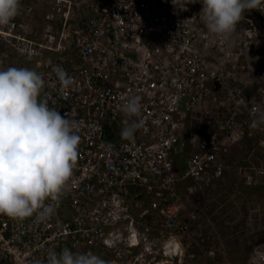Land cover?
Wrapping results in <instances>:
<instances>
[{"label": "built area", "instance_id": "obj_1", "mask_svg": "<svg viewBox=\"0 0 264 264\" xmlns=\"http://www.w3.org/2000/svg\"><path fill=\"white\" fill-rule=\"evenodd\" d=\"M21 3L0 26V63L33 65L44 80L41 98L77 123L81 141L50 218L0 214V264H46L49 250L65 247L108 264H194L199 213L186 210L185 198L224 178L247 139L264 148V126L250 127L264 112V87L242 77L254 70L248 58L264 50L256 18L264 19V6L246 11L224 40L208 32L200 0L186 11L172 0ZM136 95L142 124L125 138L131 121L121 107ZM188 121L208 125L204 138L188 134ZM250 175L248 182L259 172Z\"/></svg>", "mask_w": 264, "mask_h": 264}, {"label": "clouds", "instance_id": "obj_2", "mask_svg": "<svg viewBox=\"0 0 264 264\" xmlns=\"http://www.w3.org/2000/svg\"><path fill=\"white\" fill-rule=\"evenodd\" d=\"M196 0H172L175 10L186 11ZM208 32L228 40L246 11L260 9L262 0H200ZM21 0H0V26L8 25L20 13ZM61 86L70 78L57 67ZM42 76L33 69L8 67L0 70V214L22 219L36 214L43 221L51 217L65 194L79 156L78 125L49 107L41 98ZM128 118L121 136L132 138L141 126L139 95L122 105ZM136 119H133V118ZM264 126V112L250 124ZM51 201V203H46ZM46 264H108L92 252L49 250Z\"/></svg>", "mask_w": 264, "mask_h": 264}, {"label": "rangeland", "instance_id": "obj_3", "mask_svg": "<svg viewBox=\"0 0 264 264\" xmlns=\"http://www.w3.org/2000/svg\"><path fill=\"white\" fill-rule=\"evenodd\" d=\"M248 59L254 70L249 68L251 73L242 74L243 80L264 87V50ZM22 61L9 58L0 63V70L29 68L30 63ZM206 126L205 122L188 121V134L204 138ZM256 145L253 139H247L233 150L224 178L185 198L186 210L199 213V220L192 224L191 242L199 239L201 244L195 250L189 247L192 252L198 251L194 264H264V148ZM257 171L255 180L248 182L250 174Z\"/></svg>", "mask_w": 264, "mask_h": 264}, {"label": "water", "instance_id": "obj_4", "mask_svg": "<svg viewBox=\"0 0 264 264\" xmlns=\"http://www.w3.org/2000/svg\"><path fill=\"white\" fill-rule=\"evenodd\" d=\"M256 18H257L262 24H264V19H263L262 16L256 14ZM216 85H217V89H219V88H220V84L217 83Z\"/></svg>", "mask_w": 264, "mask_h": 264}, {"label": "crops", "instance_id": "obj_5", "mask_svg": "<svg viewBox=\"0 0 264 264\" xmlns=\"http://www.w3.org/2000/svg\"><path fill=\"white\" fill-rule=\"evenodd\" d=\"M14 58V57H13ZM16 58V57H15ZM17 59V58H16ZM22 62H24V61H22ZM24 63H26V62H24ZM22 68H24L23 66H21ZM31 68H34L33 67V65L31 66V64H30V66H29V69H31Z\"/></svg>", "mask_w": 264, "mask_h": 264}]
</instances>
